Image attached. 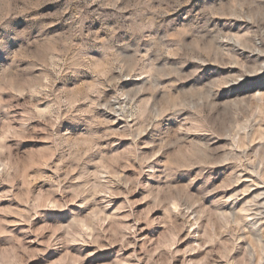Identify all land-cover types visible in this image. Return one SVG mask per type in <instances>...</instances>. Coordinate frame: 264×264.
Instances as JSON below:
<instances>
[{
	"label": "rangeland",
	"instance_id": "obj_1",
	"mask_svg": "<svg viewBox=\"0 0 264 264\" xmlns=\"http://www.w3.org/2000/svg\"><path fill=\"white\" fill-rule=\"evenodd\" d=\"M0 264H264V0H0Z\"/></svg>",
	"mask_w": 264,
	"mask_h": 264
}]
</instances>
